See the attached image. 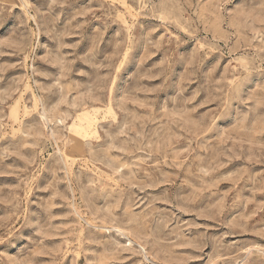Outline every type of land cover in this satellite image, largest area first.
Here are the masks:
<instances>
[{"label": "rangeland", "instance_id": "rangeland-1", "mask_svg": "<svg viewBox=\"0 0 264 264\" xmlns=\"http://www.w3.org/2000/svg\"><path fill=\"white\" fill-rule=\"evenodd\" d=\"M0 264H264V0H0Z\"/></svg>", "mask_w": 264, "mask_h": 264}]
</instances>
